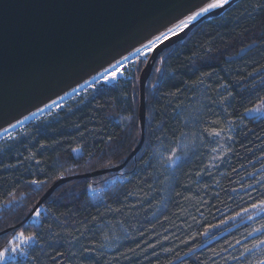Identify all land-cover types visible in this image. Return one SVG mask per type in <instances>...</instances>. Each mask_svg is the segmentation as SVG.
<instances>
[{"label":"trees","instance_id":"trees-1","mask_svg":"<svg viewBox=\"0 0 264 264\" xmlns=\"http://www.w3.org/2000/svg\"><path fill=\"white\" fill-rule=\"evenodd\" d=\"M144 64L0 139V251L21 230L39 237L4 264L264 260V212L252 208L264 200V114L245 112L264 97V0H235L159 55L137 154L64 183L21 224L57 180L115 168L136 148Z\"/></svg>","mask_w":264,"mask_h":264},{"label":"water","instance_id":"water-1","mask_svg":"<svg viewBox=\"0 0 264 264\" xmlns=\"http://www.w3.org/2000/svg\"><path fill=\"white\" fill-rule=\"evenodd\" d=\"M205 4L206 0H0V132L99 74L109 62L158 34V29L165 30L164 25L172 26ZM229 4L201 16L148 55L137 79L140 140L122 164L57 180L21 224L64 183L119 171L137 154L144 136L145 85L157 57L181 42L199 20L219 16Z\"/></svg>","mask_w":264,"mask_h":264},{"label":"snow or ice","instance_id":"snow-or-ice-1","mask_svg":"<svg viewBox=\"0 0 264 264\" xmlns=\"http://www.w3.org/2000/svg\"><path fill=\"white\" fill-rule=\"evenodd\" d=\"M230 0H206V5L199 8L198 11H195L189 15H187L186 19H179L178 23H175L173 27H169L168 25H164L165 30H157V33H152L150 37H146L147 43H144L143 41H140L139 47L135 48V54L137 59L139 60L141 56L144 57V59H147L148 55L152 53L155 49H157L161 44H164L166 41H170L173 37L178 36L180 33L184 32L188 26L198 19L200 16L204 15L205 13H208L214 9H220L223 8L225 5L229 4ZM131 63L129 60V57L127 55L123 56L122 59H116L115 63L109 62V67H105L103 70V76L102 79L105 82H111L118 79V76L124 75L123 71L117 72L118 68H123L124 63ZM159 71V69H158ZM55 103V101H53ZM40 111H43V109H40ZM245 112L248 114L251 113H258V114H264V97H261L259 99V102L255 104L252 108H246ZM13 128H15V125H12ZM7 131V130H5ZM212 135L219 136V132L211 133ZM179 157H176L175 160L171 161L172 163H175L177 160H179ZM32 183H39L38 181H32ZM14 201H9L8 204H13ZM3 207V206H0ZM253 209H257L259 212H264V200H261L259 205L253 203L252 204ZM247 211V210H245ZM33 218L38 220L41 217V208L36 207L32 213ZM239 215V213H237ZM251 219V217H249ZM256 231H259L258 229ZM251 235V233H249ZM39 237L36 232H30L28 234H25L23 230L17 232L13 236V240L9 242L8 246L5 247L2 251H0V264H4V262L7 260L8 256L13 253L20 251L22 252L23 245H28L32 242H38ZM18 241V243H16ZM239 243V242H237ZM260 244H264V240L260 241ZM253 247H257L254 245ZM245 251H251L250 249H245ZM234 259H236L234 257ZM258 264H264V260H260Z\"/></svg>","mask_w":264,"mask_h":264},{"label":"bare ground","instance_id":"bare-ground-1","mask_svg":"<svg viewBox=\"0 0 264 264\" xmlns=\"http://www.w3.org/2000/svg\"><path fill=\"white\" fill-rule=\"evenodd\" d=\"M230 1H232V0H230ZM205 5H206V4H205ZM205 5H203V6H205ZM198 10H199V9H197V10H195V11H198ZM214 10H216V9H214ZM195 11H193V12H195ZM212 11H213V10H212ZM193 12H191V13H193ZM210 12H211V11H210ZM191 13H190V14H191ZM208 13H209V12H208ZM205 14H207V13H205ZM205 14H204V15H205ZM188 15H189V14H188ZM202 16H203V15H202ZM186 17H187V16L183 17L182 19H186ZM200 17H201V16H200ZM200 17H199V18H200ZM199 18H198V19H199ZM198 19H196V20L193 21L192 23L196 22ZM178 22H179V21H177L176 23H178ZM192 23H191V24H192ZM174 24H175V23H174ZM174 24H173L172 26H170V27H173ZM144 43H147V41H145ZM139 46H140V45H138L137 47H139ZM126 55L129 57V60H130L131 62H132L133 60L137 59L136 54H135V48H134L132 51H130L128 54H126ZM141 57H143V56H141ZM120 59H122V58H120ZM114 63H115V62H114ZM128 64H129V63H126V62H125V63H124V67L127 66ZM118 69H119V68H118ZM102 76H103V71L100 72L99 74L95 75V76L92 77L91 79L87 80V81L84 82L83 84L79 85V86L76 87L75 89L71 90V91L68 92L67 94L61 96L60 98H58L57 100H55V103L52 102V103H50L49 105L45 106L44 108H42L43 111H40V110H39V111L35 112L34 114L30 115L29 117L25 118L24 120H22V121H20V122H18V123H16V124H14V125H15V128H17V127L20 126L21 124L27 122L28 120H30L31 118L35 117L36 115L42 114L43 112H46L47 110H50L51 108H56V107L60 106V105H61L62 103H64V101L67 100L68 98L77 95L78 93L82 92V90L87 89L89 86L93 85L95 82L101 80V79H102ZM15 128H13V127L11 126V127L7 128V129H5V130H7V131H5V130L1 131V132H0V137L3 136V135H5V134H7V133H9L10 131L14 130Z\"/></svg>","mask_w":264,"mask_h":264},{"label":"rangeland","instance_id":"rangeland-1","mask_svg":"<svg viewBox=\"0 0 264 264\" xmlns=\"http://www.w3.org/2000/svg\"><path fill=\"white\" fill-rule=\"evenodd\" d=\"M224 11V10H223ZM222 14V13H221ZM139 60H143L144 62L146 61V59H144V57H140V59ZM136 61H138V59H135V60H133L131 63H129L127 66H125V67H128L130 64H134ZM121 69L122 68H119V69H117V72H120L121 71ZM119 77H122V75L121 76H118V78ZM100 81H104L103 79H101V80H99V81H97V82H100ZM97 82H95V83H97ZM114 81H111V82H109V83H113ZM94 83V84H95ZM58 107H60V106H58ZM58 107H56V108H58ZM56 108H54V109H56ZM53 109V110H54ZM172 164H174V163H170V165H172ZM16 243H18V241H16ZM22 247V252H23V254H21V252L20 251H17V252H13V253H11L9 256H8V258H7V260H11V259H15L16 257H21V256H24L25 255V253H26V248H27V245H23V246H21ZM6 260V261H7Z\"/></svg>","mask_w":264,"mask_h":264}]
</instances>
